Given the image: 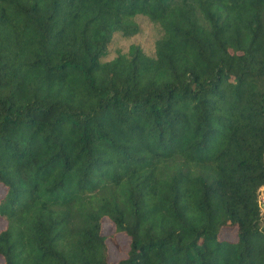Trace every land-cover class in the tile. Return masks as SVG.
Listing matches in <instances>:
<instances>
[{"label": "trees", "instance_id": "16d2710c", "mask_svg": "<svg viewBox=\"0 0 264 264\" xmlns=\"http://www.w3.org/2000/svg\"><path fill=\"white\" fill-rule=\"evenodd\" d=\"M261 187L264 0H0V264H264Z\"/></svg>", "mask_w": 264, "mask_h": 264}, {"label": "rangeland", "instance_id": "374dc122", "mask_svg": "<svg viewBox=\"0 0 264 264\" xmlns=\"http://www.w3.org/2000/svg\"><path fill=\"white\" fill-rule=\"evenodd\" d=\"M136 19L140 24L139 32L129 37L121 36L120 34L115 33L110 44L108 45L106 54L102 58L103 60L113 58L118 52H126L128 47L132 44L138 45L147 54L152 53L153 42L155 37L157 36V30L155 26L146 18L138 16ZM1 193L2 190L0 188V194ZM258 199L260 203V214L264 219V188L263 191H259ZM3 226L4 222L0 221V230L3 228ZM102 231L104 234L109 236L107 238L109 260L116 261L119 258L123 257L127 249L128 238L122 233H114L113 227L107 219L103 220ZM110 234L113 235L110 236ZM221 237L230 241L234 240L235 230L223 231Z\"/></svg>", "mask_w": 264, "mask_h": 264}, {"label": "built area", "instance_id": "2783aa9c", "mask_svg": "<svg viewBox=\"0 0 264 264\" xmlns=\"http://www.w3.org/2000/svg\"><path fill=\"white\" fill-rule=\"evenodd\" d=\"M263 188H264V187H261L259 191H261V190L263 191Z\"/></svg>", "mask_w": 264, "mask_h": 264}]
</instances>
